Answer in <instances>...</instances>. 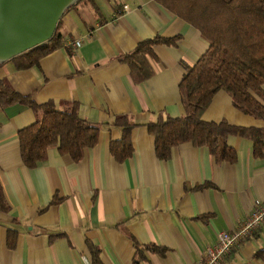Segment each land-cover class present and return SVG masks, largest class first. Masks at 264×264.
<instances>
[{"label": "crops", "instance_id": "obj_1", "mask_svg": "<svg viewBox=\"0 0 264 264\" xmlns=\"http://www.w3.org/2000/svg\"><path fill=\"white\" fill-rule=\"evenodd\" d=\"M59 21L60 47L28 68L16 60L1 64L0 80L39 105L76 102L79 116L100 126L99 138L78 161L52 147L44 162L27 168L18 132L36 115L21 103L0 106V182L9 204L0 211V264H92L88 243L101 264H196L220 231L237 228L264 199V150L255 156L248 138L227 137L232 162L191 143L174 147L167 160L155 154L146 123L183 114L182 64H195L208 42L154 0H79ZM155 36L175 42L155 46L148 57L153 74L135 82L119 58ZM76 39L79 47L66 46ZM119 115L139 123L131 131L133 152L122 162L109 151L121 136L111 123ZM202 119L264 125L224 91ZM9 230L16 232L12 247ZM220 264H264V224Z\"/></svg>", "mask_w": 264, "mask_h": 264}, {"label": "trees", "instance_id": "obj_2", "mask_svg": "<svg viewBox=\"0 0 264 264\" xmlns=\"http://www.w3.org/2000/svg\"><path fill=\"white\" fill-rule=\"evenodd\" d=\"M165 9L199 30L208 42V48L195 64H182L184 74L179 83L183 114L177 117L159 114L146 127L154 137L157 158L167 160L174 147L191 143L207 147L217 161L232 162L236 158L227 137L239 135L253 143V154L260 156L264 150V125L242 127L202 119L203 111L218 91L226 92L233 106L256 119L264 120V0H154ZM60 21L53 37L47 42L19 55V68H28L61 45ZM174 38L155 36L140 41L133 50L120 56L130 67L135 82L148 79L153 70L148 57L157 45H169ZM13 103L27 105L36 115L35 122L19 130L20 156L27 168L45 161L47 151L55 147L74 161L83 156L86 148L93 147L99 138L100 126L82 119L76 102H66L59 109L52 101L36 104L29 96L14 90L0 80V106ZM121 131L120 139L110 142L109 151L119 162L133 152L131 131L139 125L130 116H115L111 122ZM52 202H57L54 198ZM3 186L0 182V211H8ZM14 230L7 234V245L15 241ZM92 264H101L98 249L88 243ZM150 251L155 246H146Z\"/></svg>", "mask_w": 264, "mask_h": 264}, {"label": "water", "instance_id": "obj_3", "mask_svg": "<svg viewBox=\"0 0 264 264\" xmlns=\"http://www.w3.org/2000/svg\"><path fill=\"white\" fill-rule=\"evenodd\" d=\"M79 0H0V65L50 40Z\"/></svg>", "mask_w": 264, "mask_h": 264}, {"label": "built area", "instance_id": "obj_4", "mask_svg": "<svg viewBox=\"0 0 264 264\" xmlns=\"http://www.w3.org/2000/svg\"><path fill=\"white\" fill-rule=\"evenodd\" d=\"M123 8H126L124 5ZM82 39H76L66 43L71 50L80 46ZM264 224V199L256 204L249 215L232 230L220 231L217 234L216 243L207 247L206 255L196 264H220L222 258L228 255L232 249L246 240L252 233Z\"/></svg>", "mask_w": 264, "mask_h": 264}, {"label": "rangeland", "instance_id": "obj_5", "mask_svg": "<svg viewBox=\"0 0 264 264\" xmlns=\"http://www.w3.org/2000/svg\"><path fill=\"white\" fill-rule=\"evenodd\" d=\"M80 2H82V1H80ZM83 2H84V0H83Z\"/></svg>", "mask_w": 264, "mask_h": 264}]
</instances>
